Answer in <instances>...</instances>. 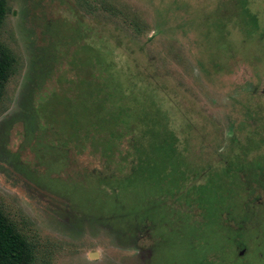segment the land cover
Returning <instances> with one entry per match:
<instances>
[{
	"label": "rangeland",
	"instance_id": "374dc122",
	"mask_svg": "<svg viewBox=\"0 0 264 264\" xmlns=\"http://www.w3.org/2000/svg\"><path fill=\"white\" fill-rule=\"evenodd\" d=\"M6 7L0 209L34 264H264V0Z\"/></svg>",
	"mask_w": 264,
	"mask_h": 264
},
{
	"label": "trees",
	"instance_id": "16d2710c",
	"mask_svg": "<svg viewBox=\"0 0 264 264\" xmlns=\"http://www.w3.org/2000/svg\"><path fill=\"white\" fill-rule=\"evenodd\" d=\"M6 14V0H0V28ZM12 68L13 58L0 42V101ZM34 261V247L0 209V264H34Z\"/></svg>",
	"mask_w": 264,
	"mask_h": 264
},
{
	"label": "water",
	"instance_id": "95a60500",
	"mask_svg": "<svg viewBox=\"0 0 264 264\" xmlns=\"http://www.w3.org/2000/svg\"><path fill=\"white\" fill-rule=\"evenodd\" d=\"M92 256H93V257H95V256H97V254H96V253H94V254H92Z\"/></svg>",
	"mask_w": 264,
	"mask_h": 264
}]
</instances>
